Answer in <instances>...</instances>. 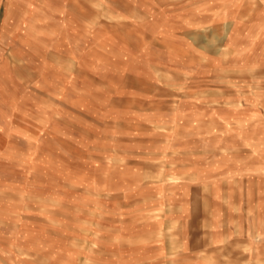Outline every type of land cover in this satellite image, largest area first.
<instances>
[{"label":"rangeland","instance_id":"rangeland-1","mask_svg":"<svg viewBox=\"0 0 264 264\" xmlns=\"http://www.w3.org/2000/svg\"><path fill=\"white\" fill-rule=\"evenodd\" d=\"M3 60L0 260L264 264V0H0Z\"/></svg>","mask_w":264,"mask_h":264},{"label":"crops","instance_id":"crops-1","mask_svg":"<svg viewBox=\"0 0 264 264\" xmlns=\"http://www.w3.org/2000/svg\"><path fill=\"white\" fill-rule=\"evenodd\" d=\"M12 10L9 11H4L3 17H2V22H3V28H6L9 26L10 21L8 20L9 16L7 15L8 12H11ZM2 64H6V61H0V67L2 66ZM1 215V212H0ZM262 220L261 223L259 225V227L257 228V231L255 233H251L249 238H254L255 241L251 240L249 241V252L250 255L252 257H259V258H264V214L262 213ZM7 259H10L11 257L6 256ZM12 259V258H11ZM15 261V262H14ZM13 264H21L20 259H12ZM0 264H10L9 260H0Z\"/></svg>","mask_w":264,"mask_h":264}]
</instances>
